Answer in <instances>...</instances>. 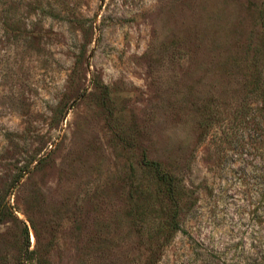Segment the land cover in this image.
I'll return each mask as SVG.
<instances>
[{
  "label": "rangeland",
  "instance_id": "374dc122",
  "mask_svg": "<svg viewBox=\"0 0 264 264\" xmlns=\"http://www.w3.org/2000/svg\"><path fill=\"white\" fill-rule=\"evenodd\" d=\"M262 16L264 0H0V264H137L140 148L184 165L194 199L158 264H264V137L231 116L255 105Z\"/></svg>",
  "mask_w": 264,
  "mask_h": 264
},
{
  "label": "trees",
  "instance_id": "16d2710c",
  "mask_svg": "<svg viewBox=\"0 0 264 264\" xmlns=\"http://www.w3.org/2000/svg\"><path fill=\"white\" fill-rule=\"evenodd\" d=\"M261 26L264 31V17H261ZM249 62L248 96H251L255 105H236L232 118L245 123L253 121L258 131L257 136L264 137V34ZM81 60L80 52L75 55L74 69ZM98 99L100 104L108 108L111 113L112 99L109 88L103 85ZM197 119L195 128L201 140L207 135L212 121L216 118L213 105H197L194 109ZM117 126V125H116ZM128 147L135 146L136 134L134 131L117 133ZM137 159L129 163L127 174V206L125 217L131 233L136 239L135 248L139 250L137 264H158L159 258L170 241L177 233L183 231L181 226L182 215L192 203V193L184 181V165L172 159L151 158L145 148H140ZM95 230L93 238L100 235ZM94 233V232H93ZM45 262V261H43Z\"/></svg>",
  "mask_w": 264,
  "mask_h": 264
}]
</instances>
